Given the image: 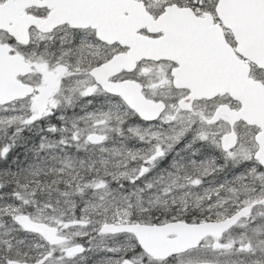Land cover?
I'll list each match as a JSON object with an SVG mask.
<instances>
[{
  "label": "rangeland",
  "instance_id": "374dc122",
  "mask_svg": "<svg viewBox=\"0 0 264 264\" xmlns=\"http://www.w3.org/2000/svg\"><path fill=\"white\" fill-rule=\"evenodd\" d=\"M148 1L154 8L160 9L173 0ZM2 39L0 32V41ZM45 83L44 79L41 89ZM79 84L78 77H71L68 86L74 90ZM124 107L122 103L121 121L116 126L119 129L117 139L111 136L107 142L90 149L87 141L72 138L63 148L59 140L49 138L51 135L46 132V128L50 125L44 126L35 120L42 114V105L33 107L25 103L21 107L0 106L1 140L8 148L17 138L21 139L25 133L35 130V134H32L39 139L42 151L50 158L49 164L54 171L61 172L63 166V162L56 160L57 156L72 155L66 149H74L76 153L83 155L87 151L92 155L95 151L97 154L93 155L100 156L102 163L112 171L95 184L96 191L90 204L82 209L76 208L75 200L65 193L57 196L56 204L49 208L51 212L36 205L32 198L26 199L29 206L34 203L30 215L35 220L59 228L65 242L55 246L38 235L22 236L17 233L22 228L13 224L14 217L22 212L23 204H18L17 199L10 198L9 195L0 194V218H3L0 220V226L3 227L0 229V264H6L11 259L32 261L45 254H49V260L45 264H125L128 260L132 264H162L138 250V242L132 234L104 235L100 228L106 222H144L138 220L139 217L153 211L163 215L168 210L178 208L181 212L198 210L203 216L208 212L204 220L211 219V215L223 216L226 210L231 209L232 212L243 206L238 197L235 201L223 203L212 200L210 195H217L215 192L226 184V181L216 178L224 175L223 166L231 165L225 164L224 160L231 162L230 159L234 158V164H240L241 160L252 163L249 161L251 155L248 151L246 157L249 160L236 157L238 152L223 154L217 151V137L211 134V127L194 126L191 115L181 114L182 118L175 122L173 118L177 115L170 111L162 120L154 123L132 125L127 120L131 119L132 113ZM99 128L105 131L108 127L101 125ZM223 128V125L216 126L217 131ZM109 130L113 132L115 127L111 125ZM122 130L128 135V139L121 135ZM11 131L10 141L6 133ZM253 133L252 129L243 131L244 144L254 138ZM66 138L60 141H68ZM169 155L175 157L162 163ZM44 161L45 159H41V164H37L43 170L48 169V166H44ZM68 161L71 164L78 163L74 158ZM33 162L30 161L28 165H35ZM241 178L242 175L233 182L239 183ZM83 184L87 185L82 181L77 186L82 187ZM228 191L235 192V189L229 188ZM248 198V203H251L257 201L259 196ZM254 214L249 221L241 222L226 237L220 240L207 238L199 248L165 260L166 263L163 264H181L187 261L264 264V216H261L264 211L257 208ZM8 216L11 217L12 225H8L9 219L8 222L5 220ZM106 216H110L112 220L106 221Z\"/></svg>",
  "mask_w": 264,
  "mask_h": 264
},
{
  "label": "flooded vegetation",
  "instance_id": "af4514ba",
  "mask_svg": "<svg viewBox=\"0 0 264 264\" xmlns=\"http://www.w3.org/2000/svg\"><path fill=\"white\" fill-rule=\"evenodd\" d=\"M139 1L146 5L155 19L165 13L167 8L174 7L175 4L179 10L190 9V12L175 11L170 15V20L176 19L183 25L187 23L186 27L183 26L180 30L181 35L178 40L182 42V45H177V47L179 46L177 55L170 54L168 57L160 59L142 58L135 63L124 61L117 65L113 62L115 58L121 54L127 55L131 51V46L122 44L115 38L113 41H106L99 37L98 30L91 26L74 28L70 24H61L49 32L31 27L29 41L26 44L20 42L8 31H2L3 39L0 44L9 46L8 55H23L31 65L29 73L20 74L17 78L34 88L33 94L4 107H21L25 103L31 104L33 107L42 105L43 115L41 114L35 120L36 123H41L44 126L49 124L50 127L46 130L51 136L56 137L57 140L67 137L68 141L65 146L68 145L70 139L75 138L83 142L87 141V146L89 144L90 149H95L96 145L107 142L111 136L117 139L119 129L116 126L121 121V104H124V108L127 107L121 96L108 92L99 79L108 83L126 81L136 83L141 87L146 99L153 102H165L166 111L157 121L162 120V117L170 111H173L171 114L177 115L173 118L175 122H179L182 118L181 114L191 115L194 118V126L211 127V134L217 137L215 143L218 146L217 151L223 154L238 152L236 157L248 160L247 151L250 153L251 160L249 161L252 163L241 160L240 164L222 167L225 168V172L223 176L220 175V180L226 181V184L215 192L217 195L214 193L210 195L212 200L223 203H230L238 197L243 206H252L250 215L241 218L238 224L227 231L233 232L241 222L249 221L255 215L257 208L264 211V165L255 159V152L260 148L255 136L262 132L263 128L250 126L242 119L232 123L223 119L222 116L220 117L218 111L222 108L226 110L227 107L228 111H238L242 108V103L234 99L230 93L219 94L211 99H197L190 106V110L181 108L179 103L189 96L190 90L182 86L176 87L175 79L176 75L184 77L185 73L192 71L209 74L217 73L220 70L221 73H226L227 69L231 67L228 60L230 49L231 53L235 54V59L243 67L249 68V76L263 84L264 68L259 67L244 53L243 49H240L237 32L235 33L232 25L227 21V14L218 11L220 0H173L160 9L154 8L148 0ZM105 9L109 11L108 6ZM27 11L43 18L49 14L48 9L40 7H33ZM115 22V14L107 12L106 15H103L102 25L104 28L115 27ZM139 32L152 39L164 35V32L151 33L147 27L142 28ZM71 77L80 79V84L74 90L68 86ZM44 79L46 83L41 89ZM128 110L132 113V120L127 119L129 124L156 122L142 119L134 109L128 108ZM101 125H106L107 130H101L99 128ZM111 125L115 127L113 132L109 130ZM218 125H223L224 128L217 131L216 126ZM248 129L254 131V138L244 144L242 134ZM232 132L237 134V144L234 149L223 151L222 136ZM65 151L72 152V149ZM93 153L96 152L93 151ZM241 175L239 183H243V185L240 186L238 182L235 184L233 181ZM229 188H234L235 192L228 191ZM250 196H259V198L257 201L248 203ZM247 198L248 200L245 201ZM227 216H217L216 220ZM156 261L162 264L166 263L165 260ZM184 263L196 262L187 261L182 264Z\"/></svg>",
  "mask_w": 264,
  "mask_h": 264
},
{
  "label": "water",
  "instance_id": "95a60500",
  "mask_svg": "<svg viewBox=\"0 0 264 264\" xmlns=\"http://www.w3.org/2000/svg\"><path fill=\"white\" fill-rule=\"evenodd\" d=\"M104 5L113 6L117 16H120L119 26H116L114 32L117 39L122 42L126 39L127 44L133 47L127 55L122 54L115 58L113 62L117 65L124 61L135 62L144 57L159 59L179 53L177 45H182V42L178 40L181 35L180 30L187 23L183 25L176 19L170 20L168 13L175 12L174 10H168V13L154 21L145 7L135 0H8L0 3V29L9 31L20 42L27 43L28 29L31 26H37L42 31H50L59 23H70L74 27H82L84 23H88L98 28L99 35L103 37L104 29L99 21L100 16L105 12L101 8ZM32 6L51 9L48 18L42 19L26 14L24 10ZM219 12L227 14V21L232 25L235 33L237 32L240 49H243L253 62L264 68V0H221ZM126 13L130 16L126 17ZM146 26L151 32L162 31L165 35L158 39L140 35L138 31ZM108 30L113 36V28ZM8 51L9 48L6 45H0V105L25 98L34 91L31 85L17 79L18 75L27 74L30 71L29 64L25 63L22 55L9 56ZM228 52L231 67L226 73H221L220 70L209 74L192 71L185 73L184 77L176 75L175 85L191 90L189 97L183 99L180 106L190 110L192 101L195 99L213 98L219 94L230 93L234 99L242 103V108L239 111H228L226 107V110L222 108L218 113L220 117L232 123L244 119L250 125L263 128V131L256 135L260 148L256 151L255 158L264 165V84L249 76V68L243 67L235 59L231 49ZM99 82L108 92L120 95L126 104L145 120H156L165 111L164 102L156 103L146 99L141 87L135 83L129 81L108 83L103 79ZM221 141L223 149L230 150L237 144V135L235 132L227 133ZM251 212L252 206L248 205L223 220L198 223H190L186 220L162 224L106 222L100 228V232L106 235L134 234L139 245L148 255L155 259H167L172 255L198 247L208 236L221 238L228 229L242 217L249 216ZM15 221L21 228L41 236L50 245L65 242L58 227L37 221L30 214L19 213L15 216ZM48 258L49 255L46 254L34 261L13 259L7 264H45ZM125 264L131 263L127 261Z\"/></svg>",
  "mask_w": 264,
  "mask_h": 264
},
{
  "label": "trees",
  "instance_id": "16d2710c",
  "mask_svg": "<svg viewBox=\"0 0 264 264\" xmlns=\"http://www.w3.org/2000/svg\"><path fill=\"white\" fill-rule=\"evenodd\" d=\"M34 131L32 130V133L35 134ZM32 133H25L23 136L20 135L21 139L17 138L9 145V148L1 140L0 134V140L2 141L0 143V172H3L0 175V181L2 182L0 194L9 195L10 198L17 199L18 204H23L21 207L22 213H31L34 203L45 207L48 212H51L49 208L56 204L57 196L61 193L70 195L75 200L76 208L78 209H82L90 204L92 195L96 191L95 184L99 183L102 178L104 179V177L112 172L109 171V166L102 163L100 156L90 155L88 152L84 155L79 152L76 154L73 151V156H57L56 160L63 162V166L60 169L61 172L54 171L49 164L50 158L45 156L39 139L33 136ZM121 133L123 137H128L123 130ZM7 138L11 141L12 131L9 132ZM5 149H8L7 152H5ZM174 157L173 155H169L162 163L165 164ZM71 158L76 159L78 163L71 164L68 161ZM41 159H45V165H43L48 166V169L43 170L40 169V166H37V164H41ZM234 160V158H231V162H229L225 159L224 163L234 164L232 163ZM30 161H34L33 164L35 165H28ZM82 181L86 182L87 185L83 184L82 187L77 186V183ZM27 198L33 199L34 203L31 206L26 202ZM232 212L231 209H228L224 212V215ZM207 216L208 212H205L203 216V214L198 213V210L181 212L178 208H174V210H168L163 215H158L155 211L149 212L140 216L138 220L146 223H161L163 220L174 221L179 219H185L189 222H199ZM217 216L219 215H211L212 218H217ZM104 219L106 221L112 220L110 216H106ZM0 220H3V218H0ZM5 220L8 222V225H12L13 222L10 221V216L5 217ZM2 228L0 226V229ZM17 233L22 236H36V234L26 232L22 229ZM137 249L140 250L138 245Z\"/></svg>",
  "mask_w": 264,
  "mask_h": 264
},
{
  "label": "bare ground",
  "instance_id": "6f19581e",
  "mask_svg": "<svg viewBox=\"0 0 264 264\" xmlns=\"http://www.w3.org/2000/svg\"><path fill=\"white\" fill-rule=\"evenodd\" d=\"M63 132H64V131H63ZM6 134H7V136H8L9 133H6ZM29 141H30V140H29ZM7 150H8V149H5V152H7ZM1 188H2V182L0 181V189H1Z\"/></svg>",
  "mask_w": 264,
  "mask_h": 264
}]
</instances>
